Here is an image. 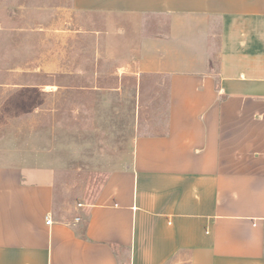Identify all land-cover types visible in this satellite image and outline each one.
Listing matches in <instances>:
<instances>
[{
    "label": "crops",
    "instance_id": "0c3cea01",
    "mask_svg": "<svg viewBox=\"0 0 264 264\" xmlns=\"http://www.w3.org/2000/svg\"><path fill=\"white\" fill-rule=\"evenodd\" d=\"M72 8L125 34L137 80L166 78L164 129L134 137L129 161L64 218L54 171L0 154V264H264V0Z\"/></svg>",
    "mask_w": 264,
    "mask_h": 264
},
{
    "label": "rangeland",
    "instance_id": "374dc122",
    "mask_svg": "<svg viewBox=\"0 0 264 264\" xmlns=\"http://www.w3.org/2000/svg\"><path fill=\"white\" fill-rule=\"evenodd\" d=\"M113 32L110 19L77 13L72 0H0V154L54 171L60 218L95 199L129 161L134 137L164 129L166 78L126 71L125 34Z\"/></svg>",
    "mask_w": 264,
    "mask_h": 264
},
{
    "label": "built area",
    "instance_id": "2783aa9c",
    "mask_svg": "<svg viewBox=\"0 0 264 264\" xmlns=\"http://www.w3.org/2000/svg\"><path fill=\"white\" fill-rule=\"evenodd\" d=\"M75 220L76 221H79L80 218L79 217H76ZM46 223H50V217L49 216H47V218H46Z\"/></svg>",
    "mask_w": 264,
    "mask_h": 264
}]
</instances>
